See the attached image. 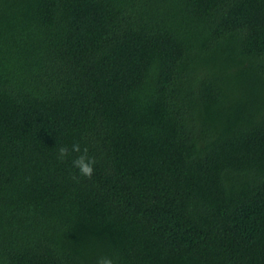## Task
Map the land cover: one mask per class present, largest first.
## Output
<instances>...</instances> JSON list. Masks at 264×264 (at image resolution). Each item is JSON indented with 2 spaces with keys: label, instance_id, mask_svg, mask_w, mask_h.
Here are the masks:
<instances>
[{
  "label": "trees",
  "instance_id": "16d2710c",
  "mask_svg": "<svg viewBox=\"0 0 264 264\" xmlns=\"http://www.w3.org/2000/svg\"><path fill=\"white\" fill-rule=\"evenodd\" d=\"M101 256L264 264V0H0V264Z\"/></svg>",
  "mask_w": 264,
  "mask_h": 264
},
{
  "label": "clouds",
  "instance_id": "9594fccd",
  "mask_svg": "<svg viewBox=\"0 0 264 264\" xmlns=\"http://www.w3.org/2000/svg\"><path fill=\"white\" fill-rule=\"evenodd\" d=\"M71 152L80 154L73 160V166L79 170L81 176L91 178L94 174V166L97 161L94 157L89 156V149L87 147L82 149L79 143H75L71 146ZM69 155L70 152L67 146L59 147V160L63 161ZM96 264H115V261L111 256H101L97 259Z\"/></svg>",
  "mask_w": 264,
  "mask_h": 264
}]
</instances>
